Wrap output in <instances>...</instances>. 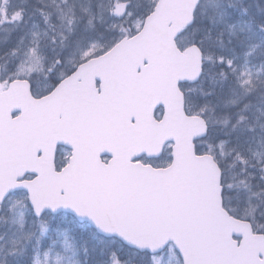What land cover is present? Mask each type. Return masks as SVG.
<instances>
[{
    "label": "snow or ice",
    "instance_id": "6c2138e0",
    "mask_svg": "<svg viewBox=\"0 0 264 264\" xmlns=\"http://www.w3.org/2000/svg\"><path fill=\"white\" fill-rule=\"evenodd\" d=\"M0 264H264V0H0Z\"/></svg>",
    "mask_w": 264,
    "mask_h": 264
}]
</instances>
